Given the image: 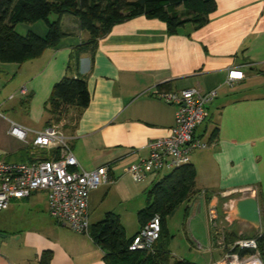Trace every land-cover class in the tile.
I'll return each instance as SVG.
<instances>
[{
  "label": "crops",
  "instance_id": "0c3cea01",
  "mask_svg": "<svg viewBox=\"0 0 264 264\" xmlns=\"http://www.w3.org/2000/svg\"><path fill=\"white\" fill-rule=\"evenodd\" d=\"M216 4L206 23H186L176 33H169L163 20L145 15L113 25L94 48L81 52L74 73L87 80L89 105L78 116L71 108L61 122L70 123L75 117L71 128L62 131L83 169L104 165L110 169L112 180L90 193V224L114 213L126 234L133 226L127 234L131 238L142 227L138 214L148 203L151 187L163 176L149 172L144 181L136 182L127 168L148 156V143L168 134L175 124L177 106L161 94L190 87L216 89L209 116L196 131L209 146L190 154L198 192L188 207L194 203L193 219L203 212L200 222L206 223L207 232H198L201 236L196 238L198 248L210 252L208 264L224 254L211 214L217 215L224 233L235 232L236 239L251 237L259 229L237 220L234 209L237 199L254 195L236 192L256 187L258 201L264 204V0H216ZM45 25L39 30L31 25L28 31L45 35ZM62 26L68 35L40 56L23 63L0 62V108L20 95L19 106L27 115L5 116L0 160L41 158L31 143L36 132L52 121L46 103L54 85L66 75L73 49L89 38L73 15H64ZM234 68L243 75L230 84L228 72ZM13 123L26 129V140L9 133ZM48 201L47 192L39 191L12 200L5 209L7 215L0 220L5 227L0 230V264H40L45 253L48 264H106L105 251L90 234L54 219Z\"/></svg>",
  "mask_w": 264,
  "mask_h": 264
},
{
  "label": "trees",
  "instance_id": "16d2710c",
  "mask_svg": "<svg viewBox=\"0 0 264 264\" xmlns=\"http://www.w3.org/2000/svg\"><path fill=\"white\" fill-rule=\"evenodd\" d=\"M216 7V0H0V62L23 63L40 56L68 35L62 26L63 16L70 14L78 18L80 28L89 34V38L73 49L67 73L54 85L46 103V111L52 119L47 125H52L66 119L71 108L77 109L78 116L89 105L91 95L87 80L75 77L74 73L78 70L81 52L94 48L97 40L107 34L113 25L145 15L163 20L168 32L176 33L186 23L203 25ZM51 14L57 15V19L51 21ZM40 20L47 24L45 35L32 30L21 34L16 30L19 23ZM74 120L75 117L70 118L71 122ZM69 124H63V128ZM41 154L43 159L58 158L59 149L41 150ZM35 160L31 156L29 162ZM196 176L194 165L187 164L169 172L151 187L148 203L138 217L142 227L155 214L161 217V233L154 252L131 250L129 245L134 236H127L120 217L114 213H107L103 220L91 225L89 234L105 251L106 264H197L173 258L170 250L172 235L168 227V218L198 192ZM225 237L227 245L224 252L229 250V244L237 235L231 232L225 233ZM259 240L264 255V237ZM48 261V254L45 253L40 264H48Z\"/></svg>",
  "mask_w": 264,
  "mask_h": 264
},
{
  "label": "built area",
  "instance_id": "2783aa9c",
  "mask_svg": "<svg viewBox=\"0 0 264 264\" xmlns=\"http://www.w3.org/2000/svg\"><path fill=\"white\" fill-rule=\"evenodd\" d=\"M234 68L228 72L227 82L233 84L242 76ZM25 92V89L22 90ZM162 97L177 106L175 124L170 132L148 143L149 155L132 163L127 171L136 182L144 181L147 173L171 172L190 164V154L209 143L196 136L198 127L208 118L209 106L218 96L216 89L203 91L190 87L180 92H164ZM61 123V122H60ZM59 123L48 125L36 132L32 141L35 151L59 149L58 158H37L33 162H7L0 160V211L7 209L14 199H24L45 191L48 194L50 215L79 233H89V201L93 189L112 180L109 166L85 170L80 165ZM10 134L27 139V131L13 123ZM241 194L252 193L258 199L256 187L239 189ZM261 227L253 237H240L229 244L221 259L210 264H264L260 238L264 237V204L259 203ZM211 223L216 215L211 214ZM217 244L226 246L224 231L215 225ZM222 232V233H221ZM161 233V217L155 214L133 237L131 250L155 251Z\"/></svg>",
  "mask_w": 264,
  "mask_h": 264
},
{
  "label": "rangeland",
  "instance_id": "374dc122",
  "mask_svg": "<svg viewBox=\"0 0 264 264\" xmlns=\"http://www.w3.org/2000/svg\"><path fill=\"white\" fill-rule=\"evenodd\" d=\"M56 19H57V15H55V14L50 15L51 21H54ZM34 24L36 25V29L39 30L41 28V25H45L46 23L42 20L37 21L36 23L22 22V23H19L17 25L16 30L21 34H25L28 31V27H30L31 25H34ZM1 92H3V87H2ZM20 99H21L20 95H17L15 97V99H13V100L8 99L7 100L8 103L4 107L0 108L1 115H4L3 117L0 116V133H1V135H3L4 132H6L7 122H6L5 116L10 117V118L14 117L15 119L27 118V115H26L24 108L19 106ZM13 106H15V107H13ZM59 124H62V123L59 122ZM71 125H73V122L70 121V126L67 128H71ZM60 128L62 130H64L62 125H60ZM168 173H169L168 171H162L158 175V178L165 176ZM236 193H238L236 195H240L241 192H236ZM43 195L44 194H42V196ZM189 201L183 202L176 209L175 213L171 217L168 218V227L170 230V234L172 235L171 242H170V250H171V253H173L172 256L174 259H181L182 258V259H186V260L195 262L197 264H208V262L210 260V256H211L210 252H208L207 247H206V249H203V250L199 249L198 245H197V238H196V234L201 236V234L198 232H202L205 234L207 232L206 223L203 221L200 222V219L203 218V216H202L203 212L202 211L198 212L196 215L197 217L195 216V218L193 219V213H194L195 206H194V203H192L188 207ZM36 211L37 210H35V212ZM2 215L3 216L7 215V212L5 210L0 211V220H1ZM216 217H217V215H216ZM217 219L218 218H215L214 224L219 226L217 223ZM196 223H197V225H196ZM134 224H135V220H131V225H134ZM132 227L133 226L128 228L127 234L132 233V231H131ZM195 227L197 228L196 230H194ZM4 228L5 227L0 223V230L4 229ZM258 232H259V230L254 232L253 234L256 235V233H258ZM238 237H242V236H238ZM213 255L216 258L220 257V254L218 252H214Z\"/></svg>",
  "mask_w": 264,
  "mask_h": 264
},
{
  "label": "water",
  "instance_id": "95a60500",
  "mask_svg": "<svg viewBox=\"0 0 264 264\" xmlns=\"http://www.w3.org/2000/svg\"><path fill=\"white\" fill-rule=\"evenodd\" d=\"M234 216L237 220L248 222L259 229L261 227V218L258 199L254 196L237 199Z\"/></svg>",
  "mask_w": 264,
  "mask_h": 264
}]
</instances>
